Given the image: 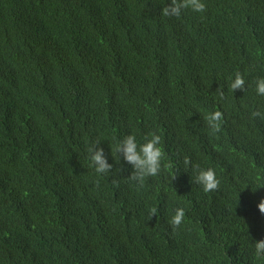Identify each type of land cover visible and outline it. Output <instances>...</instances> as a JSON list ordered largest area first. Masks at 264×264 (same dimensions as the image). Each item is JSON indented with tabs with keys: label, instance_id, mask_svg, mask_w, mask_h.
I'll return each mask as SVG.
<instances>
[{
	"label": "trees",
	"instance_id": "16d2710c",
	"mask_svg": "<svg viewBox=\"0 0 264 264\" xmlns=\"http://www.w3.org/2000/svg\"><path fill=\"white\" fill-rule=\"evenodd\" d=\"M202 2L165 17L171 0H0V264H264V0ZM148 133L164 157L138 187L115 148ZM96 141L119 187L91 165Z\"/></svg>",
	"mask_w": 264,
	"mask_h": 264
},
{
	"label": "clouds",
	"instance_id": "9594fccd",
	"mask_svg": "<svg viewBox=\"0 0 264 264\" xmlns=\"http://www.w3.org/2000/svg\"><path fill=\"white\" fill-rule=\"evenodd\" d=\"M187 9H191L193 12H204L206 11V5L202 0H171V5L163 8L162 15L165 17H179L182 11ZM229 80L231 81L228 85L230 92H235L238 89L245 90V79L240 72L235 73L234 80L231 77ZM255 90L257 95L264 96V78H257L255 81ZM217 91L220 97L223 98L224 92L219 89ZM251 116L252 118L264 120V112L260 110L253 111ZM203 119L209 129V134L215 135L221 131V122L224 119V113L217 110L205 114ZM144 139L145 143L138 145L136 136L130 134L125 136L115 148V152L122 155L124 161L132 166L133 171L128 179L136 182L138 187L144 186L146 178L155 177L159 174L162 166L161 162L164 157V153L160 147L162 143L160 135L148 133ZM99 145L100 141H96L95 144L87 147L91 165L94 166L97 174L106 175L111 172L114 177L112 184L115 187H119V178L117 177L120 170H117V173L112 172L113 165L108 162L104 154V149L99 147ZM183 164L186 169L191 166L195 175V183L201 185L205 193H210L218 189L220 181L214 169L208 168L202 170L198 164H192L188 157H184ZM258 209L261 214H264V200L259 202ZM157 212V208L153 207L149 210V216L153 218L157 216ZM184 217V209L177 208L175 214L168 221L173 229V233L182 225ZM254 257L256 259L264 258V239H260L254 243Z\"/></svg>",
	"mask_w": 264,
	"mask_h": 264
}]
</instances>
